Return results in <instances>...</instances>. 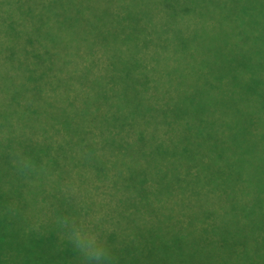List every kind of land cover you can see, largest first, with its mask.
<instances>
[{"label":"trees","instance_id":"1","mask_svg":"<svg viewBox=\"0 0 264 264\" xmlns=\"http://www.w3.org/2000/svg\"><path fill=\"white\" fill-rule=\"evenodd\" d=\"M199 2L0 0V264H85L62 214L118 264H264V20Z\"/></svg>","mask_w":264,"mask_h":264},{"label":"clouds","instance_id":"2","mask_svg":"<svg viewBox=\"0 0 264 264\" xmlns=\"http://www.w3.org/2000/svg\"><path fill=\"white\" fill-rule=\"evenodd\" d=\"M16 164L21 170H27L33 166L34 160L28 154H20ZM57 224L65 230L68 244L83 258L85 264H118L112 248L92 226L91 221L80 220L71 214H62L57 217Z\"/></svg>","mask_w":264,"mask_h":264},{"label":"rangeland","instance_id":"3","mask_svg":"<svg viewBox=\"0 0 264 264\" xmlns=\"http://www.w3.org/2000/svg\"><path fill=\"white\" fill-rule=\"evenodd\" d=\"M230 1V4L232 6H236L237 3H240V6L238 7V9L236 10L235 8L232 10L233 13H236V14H245L244 12H241L240 11L242 10V7H248L249 9H252V13H254V16H258L260 18H262L264 20V9L261 7V6H256L254 4L253 1L251 0H229ZM215 3H217V0H215ZM202 4V0H200V2L197 4V5H201ZM214 9L216 11V14L217 16H219V13H220V9L218 8L217 5H214ZM228 10L231 11V8H229ZM226 12V10H225ZM251 12H249L248 14H250ZM219 19H215L213 20V22H217Z\"/></svg>","mask_w":264,"mask_h":264}]
</instances>
